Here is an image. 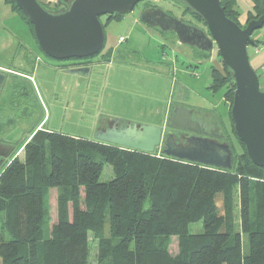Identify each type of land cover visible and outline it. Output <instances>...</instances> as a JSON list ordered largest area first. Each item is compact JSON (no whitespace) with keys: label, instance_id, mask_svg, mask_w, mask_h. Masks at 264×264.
<instances>
[{"label":"trees","instance_id":"1","mask_svg":"<svg viewBox=\"0 0 264 264\" xmlns=\"http://www.w3.org/2000/svg\"><path fill=\"white\" fill-rule=\"evenodd\" d=\"M251 1L246 22L261 14V0ZM5 3L20 15L35 39L31 23L14 0ZM220 4L237 23L236 0H220ZM182 6L183 15L205 26ZM121 16L106 14L107 22ZM100 22L104 31L105 24ZM254 41L252 47L264 44V39ZM196 52L201 59L211 53ZM222 63L225 74H213L209 88L216 91L227 86L224 98L230 115L234 82ZM231 127L239 151L224 131L233 151L230 170L157 151L146 153L52 130L35 131L22 144L21 153L0 171L1 264H87L91 232L97 241L98 264H264V167L251 161L232 120ZM93 151L102 161L92 157ZM104 163L113 172L107 181L100 180ZM197 222L202 230L193 233L190 225ZM172 236L178 239L175 254L168 247Z\"/></svg>","mask_w":264,"mask_h":264},{"label":"rangeland","instance_id":"2","mask_svg":"<svg viewBox=\"0 0 264 264\" xmlns=\"http://www.w3.org/2000/svg\"><path fill=\"white\" fill-rule=\"evenodd\" d=\"M247 3L248 0H239L240 15L237 23L241 27L248 22L244 16ZM42 4L46 8H52L47 3ZM147 5L161 7L169 14L206 30L201 20L189 14L183 15V6L176 0H142L131 12L121 16V23H116L114 19L107 22L106 15L100 17L105 24L104 46L95 56L84 58L89 61L98 60L100 64L92 66L87 75L78 76L54 69L52 66L57 65L70 68L75 62L57 61L46 56L35 41L30 27L19 19L18 13L9 15V5L0 0V60L10 64L13 61L30 63L28 73L34 75L32 78L10 77L2 85L0 138L12 139L18 153L24 141L33 135L31 131L40 124L39 128L44 130L95 140L94 126L100 119L119 118L121 121L162 126L170 108L183 105L201 112H210L219 118L229 142L239 151L236 140L230 133L231 119L224 98L227 86L223 85L216 91L209 88L213 83V74H225L217 46L213 44L210 59L201 60L195 48L180 43L179 49L172 54L171 42L173 43L174 38L171 34H164L140 19V14ZM126 29L128 40L120 45L122 51L119 54L122 57L105 65L106 56L103 58L102 53L106 47L118 44L119 33ZM260 32H264V25L253 31L252 38ZM252 48V45L247 46L249 56ZM126 49L129 53L124 51ZM170 54L172 58L168 57ZM175 59L177 60L174 61ZM91 155L95 160L102 161L98 152L93 151ZM112 177L111 165L104 163L100 180L107 181ZM233 198L237 214V190ZM217 204L222 212L221 195L217 196ZM236 228L239 229L238 221ZM109 229V216L106 215L105 233L108 234ZM201 230L200 222L190 225L193 233ZM243 240V250L247 252L245 235ZM89 244L87 264H98L97 241L92 232L89 234ZM168 247L172 254L177 252L176 236L170 237Z\"/></svg>","mask_w":264,"mask_h":264},{"label":"water","instance_id":"3","mask_svg":"<svg viewBox=\"0 0 264 264\" xmlns=\"http://www.w3.org/2000/svg\"><path fill=\"white\" fill-rule=\"evenodd\" d=\"M142 0H58L54 8H46L39 0H14L33 27L39 48L51 59L62 61L84 59L98 54L104 44V31L99 17L124 15ZM205 23V28L169 14L158 6L147 5L140 19L162 33H170L183 45L210 53L213 44L228 67L234 82L230 116L236 136L244 144L251 161L264 167V88L251 67L247 46L256 43L254 30L264 25V0L261 14L244 27L225 15L220 0H177ZM90 66L65 70L78 76L89 73ZM5 74L0 70V87ZM112 124L94 132V139L103 143L146 153H159L192 163L230 170L233 151L221 129L205 130L192 118V108L176 105L170 108L167 125L182 130L179 141L173 130L161 125L138 124L110 118ZM8 153L0 155L6 156ZM1 164V160H0Z\"/></svg>","mask_w":264,"mask_h":264},{"label":"crops","instance_id":"4","mask_svg":"<svg viewBox=\"0 0 264 264\" xmlns=\"http://www.w3.org/2000/svg\"><path fill=\"white\" fill-rule=\"evenodd\" d=\"M4 3H5V0H2ZM41 3H47L49 4L50 7H52L58 0H39ZM246 2V0H245ZM7 4V3H5ZM8 5V4H7ZM247 7V10H246V13L244 14V16H246L247 18V13L252 10V7H253V3L251 0H248V3L246 5ZM236 8L238 10L239 8V0H236ZM9 9L11 11V13L9 15H13V13L15 11H13L10 6H9ZM239 12V10H238ZM16 13V12H15ZM1 14V13H0ZM15 15V14H14ZM240 15V14H239ZM19 19L21 20V18L19 17ZM122 17L118 18L115 20V22L117 23H121L122 22ZM127 28V27H126ZM128 29H126L123 33H119L118 37L121 36V35H126L127 36V39L125 41L128 40V33H127ZM254 39H258V40H261V39H264V32H260V33H256ZM123 42L121 43H118V44H115V45H111V46H108L105 48L104 52L102 53L103 54V58L106 56V59L104 60V64L105 65H110L112 64V62L116 61V59L120 58V56L122 57L121 54H119L122 50L120 49V45H122ZM10 47V45L8 46ZM171 47H172V54H175L174 50L176 49H179V42L178 41H175L173 40V43L171 42ZM126 53H129L126 50H124ZM132 51V50H130ZM188 53V52H186ZM212 53V51H211ZM190 54V53H188ZM192 55V54H190ZM198 55V54H197ZM212 54H210V56L206 59H210ZM175 56V55H174ZM168 57H171L172 58V55L170 54ZM194 57V56H193ZM200 59V58H199ZM198 59V60H199ZM177 59H175L174 61H176ZM203 60V59H201ZM249 61H250V64H251V67L256 71L257 75H258V78H259V82H260V86L262 88H264V44L262 45H259L258 47H253L252 48V54L251 56H249ZM12 62V61H11ZM100 61L98 60H95L93 61V64H97L99 63ZM17 63V64H15ZM54 69H57V70H60V67L62 66H52ZM73 67V66H71ZM30 68H31V64L30 63H21V62H15L13 61L11 64L9 62H5L3 60H0V70L1 71H7L8 75H9V78L10 77H16V78H20V77H31L34 76L33 75V70H32V74L28 73L30 71ZM28 69V71H27ZM40 127V124L37 125L31 132L32 134L38 130V129H41L39 128ZM38 128V129H37ZM47 130V129H46ZM21 152V150L19 151ZM19 152L15 153L14 155L16 156L17 154H19ZM14 155L10 158L12 159L14 157Z\"/></svg>","mask_w":264,"mask_h":264},{"label":"flooded vegetation","instance_id":"5","mask_svg":"<svg viewBox=\"0 0 264 264\" xmlns=\"http://www.w3.org/2000/svg\"><path fill=\"white\" fill-rule=\"evenodd\" d=\"M54 6H55V4L52 6V8H54ZM92 59L93 58H90V60H92ZM66 61L67 62H69V61L75 62V63L71 64L73 67H75V66H90V67L93 66L94 67L96 65V64H93V61H89L87 59H84V60L71 59V60H66ZM68 68L69 67H67V66L64 67V65H63V67H60V71L65 72V70ZM3 72L5 74V79L2 83V85L5 83L6 80L8 81L10 79L7 71H3ZM2 85L0 87V90L3 87ZM197 114L199 116H197ZM167 117H168V115H167ZM195 117L197 119H195ZM192 118L194 120H197L201 124V127H203L207 131L211 130V129H215V128L216 129L221 128L224 131V129L221 125L220 119L213 116L210 112H201L200 110L192 109ZM111 124H112V120H110V119H106V118L100 119V120L96 121L95 126H94V131H96L97 129H104V128L110 126ZM162 127H163L164 131L165 130H173L176 133L179 141H182L184 134L187 133V132L182 131V130L172 129V128L168 127L167 118H166L165 124H162ZM11 140L12 139H10V138H0V152H1V154L8 153L6 156L0 155V160H1L0 171L9 162L10 158L17 152L16 151V144L12 143Z\"/></svg>","mask_w":264,"mask_h":264},{"label":"built area","instance_id":"6","mask_svg":"<svg viewBox=\"0 0 264 264\" xmlns=\"http://www.w3.org/2000/svg\"><path fill=\"white\" fill-rule=\"evenodd\" d=\"M153 1H157V0H153ZM127 39V36L126 35H121L117 38V42L118 43H121L123 41H125Z\"/></svg>","mask_w":264,"mask_h":264}]
</instances>
